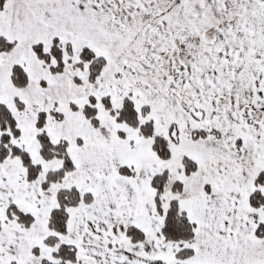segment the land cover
<instances>
[{
  "label": "snow or ice",
  "instance_id": "snow-or-ice-1",
  "mask_svg": "<svg viewBox=\"0 0 264 264\" xmlns=\"http://www.w3.org/2000/svg\"><path fill=\"white\" fill-rule=\"evenodd\" d=\"M0 264H264V0H0Z\"/></svg>",
  "mask_w": 264,
  "mask_h": 264
}]
</instances>
